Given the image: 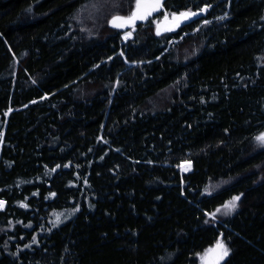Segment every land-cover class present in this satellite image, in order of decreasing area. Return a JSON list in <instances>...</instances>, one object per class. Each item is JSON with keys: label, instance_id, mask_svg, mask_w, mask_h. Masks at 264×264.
<instances>
[{"label": "trees", "instance_id": "1", "mask_svg": "<svg viewBox=\"0 0 264 264\" xmlns=\"http://www.w3.org/2000/svg\"><path fill=\"white\" fill-rule=\"evenodd\" d=\"M135 1L0 0V264H264V0Z\"/></svg>", "mask_w": 264, "mask_h": 264}, {"label": "snow or ice", "instance_id": "2", "mask_svg": "<svg viewBox=\"0 0 264 264\" xmlns=\"http://www.w3.org/2000/svg\"><path fill=\"white\" fill-rule=\"evenodd\" d=\"M162 7L160 0H136V5H135V10L132 12V14L128 17H122V16H115L111 20V25L115 28H123L126 26H134L135 22L137 20H143L146 19L147 16L151 15L153 11L159 10ZM28 11H31V9H28ZM201 11H207V8L201 9ZM197 15V13L193 12H181L179 15L177 14H172V22L176 27L179 26L180 22L183 20H187L191 18L192 16ZM167 19V16H166ZM172 30V29H169ZM159 28L157 29V34H159ZM2 135V134H0ZM256 141L264 146V134H261L257 136ZM59 167V165H57ZM184 167L185 171L190 170L191 164L187 163L186 166ZM53 196L55 195L54 193L52 194ZM241 199L239 195L233 196L231 200L226 202L223 205V211L225 214H230L233 212L237 207H238V202ZM4 201H0V208L4 207ZM22 207H26V205H21ZM221 209H217V212H220ZM213 218H215V213L212 214ZM59 221V217L57 218ZM35 242V238H34ZM212 253L214 259L212 264H220V261L224 259V257H227L229 255V249L225 246V243L220 240L217 241V244L215 246V249L210 250Z\"/></svg>", "mask_w": 264, "mask_h": 264}, {"label": "rangeland", "instance_id": "3", "mask_svg": "<svg viewBox=\"0 0 264 264\" xmlns=\"http://www.w3.org/2000/svg\"><path fill=\"white\" fill-rule=\"evenodd\" d=\"M136 3V1H135ZM134 3V4H135ZM160 3L162 4L163 6V0H160ZM95 6L93 4L91 5H88L86 6L85 8V13H87L86 15H94V16H97V13L99 12H95ZM134 10H135V7H134ZM181 12H193V13H197V15L195 16H192L191 18L187 19V20H183L182 22H180L179 26L176 27L174 25V23L172 22V14H177L179 15V13ZM166 16H167V19H166ZM147 17H152L151 18V21L153 20V22L155 23V28H159V33L160 34H165V33H168V32H175L177 29H179L182 25H186V24H190L192 23V21H195V20H198L199 18V22L201 20V15L199 13V11H191V10H184V11H180V12H171V11H165L164 8L163 10H161L160 12L156 13V14H152V15H149ZM112 19V18H111ZM207 20H204L203 22H201L200 24H205ZM112 26V25H111ZM136 26V22L134 24V26H126V27H123L121 29H124L126 33H124L123 35V40H127L129 37H130V33H128L127 31L130 29V28H135ZM113 27V26H112ZM115 28V27H113ZM169 29H172V30H169ZM167 99V96H164V101ZM261 134H264V132H262ZM260 134V135H261ZM182 166H186V164H183ZM183 170H184V167H182ZM222 213L225 214V212L223 211V208L221 210ZM207 258H210V260L213 261L214 257L212 255V253L208 254L207 255ZM206 264V263H204Z\"/></svg>", "mask_w": 264, "mask_h": 264}, {"label": "water", "instance_id": "4", "mask_svg": "<svg viewBox=\"0 0 264 264\" xmlns=\"http://www.w3.org/2000/svg\"><path fill=\"white\" fill-rule=\"evenodd\" d=\"M160 9H161V8H160ZM160 9H159V10H156V11H153L151 14H156V13H158V12L160 11ZM110 22H111V21H110ZM216 244H217V242L212 246V248H215ZM207 264H212V261H211V260H208V261H207Z\"/></svg>", "mask_w": 264, "mask_h": 264}, {"label": "flooded vegetation", "instance_id": "5", "mask_svg": "<svg viewBox=\"0 0 264 264\" xmlns=\"http://www.w3.org/2000/svg\"><path fill=\"white\" fill-rule=\"evenodd\" d=\"M226 13H227V12H226ZM226 13H225V14H226Z\"/></svg>", "mask_w": 264, "mask_h": 264}]
</instances>
